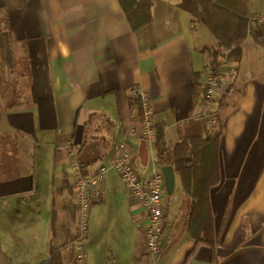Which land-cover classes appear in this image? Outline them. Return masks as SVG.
Here are the masks:
<instances>
[{"label": "crops", "instance_id": "obj_1", "mask_svg": "<svg viewBox=\"0 0 264 264\" xmlns=\"http://www.w3.org/2000/svg\"><path fill=\"white\" fill-rule=\"evenodd\" d=\"M254 15L264 0H252ZM181 0H154L153 22L135 29L119 0H0V248L14 264L50 258L51 210L73 200L69 151L88 172L109 165L127 141L133 165L148 179L155 147L128 130L141 114L130 106L147 91L168 145L201 115L206 47L217 41L193 25ZM264 31L242 43L237 69L222 78L231 91L220 146L221 182L211 190L216 250L189 236L190 201L178 176L167 183L161 254L146 251L142 204L111 169L90 213L85 264H264ZM100 157V158H99ZM167 169L169 166H163ZM59 218L61 234L74 229ZM78 222V219H77ZM77 227V225H76ZM67 247V246H66ZM216 256V261L214 260ZM63 264H75L63 249Z\"/></svg>", "mask_w": 264, "mask_h": 264}, {"label": "trees", "instance_id": "obj_2", "mask_svg": "<svg viewBox=\"0 0 264 264\" xmlns=\"http://www.w3.org/2000/svg\"><path fill=\"white\" fill-rule=\"evenodd\" d=\"M119 1L135 29L145 27L153 22L154 0ZM180 6L190 14L194 26L196 24L205 26L217 41V47L204 48L208 63L203 72L195 73L197 82L203 74L205 76L208 71L214 70L220 74L222 83L224 76L230 73L233 75L232 71L237 70L227 66L235 65L241 60L242 43L246 38L250 35L255 37L260 31H264L263 24L249 32L251 29L250 20L256 16L253 13L252 0H181ZM260 44H264V40H261ZM197 89V94L200 97L206 92L204 85L201 87L197 84ZM230 93L231 91L222 98H218L213 110L208 115H200L187 122L184 127V137L171 146L168 145L164 125L155 123V149L158 161L160 165L172 168L173 173L180 179L184 194L190 201V218L187 229L189 236L197 243L189 256L194 255L201 245H207L216 250L220 244L213 225L211 190L221 182L220 146L224 116L231 107ZM130 106L137 110L141 117L143 116L140 100L132 95L130 96ZM81 164L85 168L87 167L84 163L81 162ZM70 191L74 194L72 185ZM62 212L70 214V220L75 224V228H67L65 230L66 237L61 243H58L61 234L58 222ZM50 216V258L41 264H63L61 252L78 235L76 227L78 208L71 200L63 206L51 210ZM214 260L216 261V256ZM0 264H14L1 248Z\"/></svg>", "mask_w": 264, "mask_h": 264}, {"label": "built area", "instance_id": "obj_3", "mask_svg": "<svg viewBox=\"0 0 264 264\" xmlns=\"http://www.w3.org/2000/svg\"><path fill=\"white\" fill-rule=\"evenodd\" d=\"M263 24L264 14L252 17L249 32ZM203 85L206 92L200 97L201 115H208L219 98L220 74L214 70L208 71ZM132 96L140 100L143 116L139 126L130 128L128 134L131 138H137L140 131L142 139L155 147L154 110L149 94L144 89L135 87ZM111 169H114L123 180L131 196L142 204L146 215L144 234L147 253L153 259L161 254L167 224L163 203L166 170L157 160L150 178L142 179L133 165V155L128 142L123 141L119 144L111 163L101 165L95 172H88L75 153L69 151V173L73 178L74 188L73 201L78 208V235L66 248L72 254L75 264H85L91 209L95 202L104 197L105 191L100 184Z\"/></svg>", "mask_w": 264, "mask_h": 264}, {"label": "water", "instance_id": "obj_4", "mask_svg": "<svg viewBox=\"0 0 264 264\" xmlns=\"http://www.w3.org/2000/svg\"><path fill=\"white\" fill-rule=\"evenodd\" d=\"M166 170V177H167V183L172 186L173 183H174V175H173V170L172 168L169 166L167 167V169L165 168Z\"/></svg>", "mask_w": 264, "mask_h": 264}]
</instances>
